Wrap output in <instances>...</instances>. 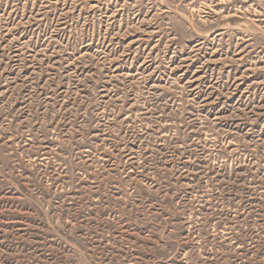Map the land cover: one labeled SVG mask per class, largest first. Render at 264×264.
Listing matches in <instances>:
<instances>
[{
    "label": "rangeland",
    "instance_id": "obj_1",
    "mask_svg": "<svg viewBox=\"0 0 264 264\" xmlns=\"http://www.w3.org/2000/svg\"><path fill=\"white\" fill-rule=\"evenodd\" d=\"M0 264H264V0H0Z\"/></svg>",
    "mask_w": 264,
    "mask_h": 264
}]
</instances>
